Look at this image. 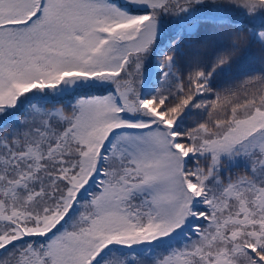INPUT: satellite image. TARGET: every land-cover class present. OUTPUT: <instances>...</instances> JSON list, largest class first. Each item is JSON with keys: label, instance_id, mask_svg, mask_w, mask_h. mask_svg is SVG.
<instances>
[{"label": "snow or ice", "instance_id": "snow-or-ice-1", "mask_svg": "<svg viewBox=\"0 0 264 264\" xmlns=\"http://www.w3.org/2000/svg\"><path fill=\"white\" fill-rule=\"evenodd\" d=\"M0 264H264V0H0Z\"/></svg>", "mask_w": 264, "mask_h": 264}]
</instances>
